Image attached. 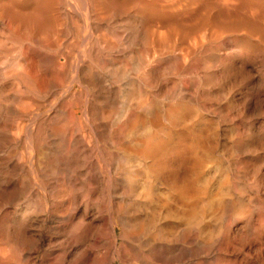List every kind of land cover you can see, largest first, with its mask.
I'll use <instances>...</instances> for the list:
<instances>
[{"label": "bare ground", "instance_id": "obj_1", "mask_svg": "<svg viewBox=\"0 0 264 264\" xmlns=\"http://www.w3.org/2000/svg\"><path fill=\"white\" fill-rule=\"evenodd\" d=\"M229 2L0 0V264H264L260 188L222 216L221 124L264 105Z\"/></svg>", "mask_w": 264, "mask_h": 264}, {"label": "rangeland", "instance_id": "obj_2", "mask_svg": "<svg viewBox=\"0 0 264 264\" xmlns=\"http://www.w3.org/2000/svg\"><path fill=\"white\" fill-rule=\"evenodd\" d=\"M232 1H234V0H232ZM239 1V2H238ZM245 4V5H243V3ZM231 3V6L229 5ZM233 2H229V7H228V5L227 4H225V5H223V8L224 9H222V20H223V25H222V29H223V33L226 35V33L228 34V33H233V36H228V35H226V37H225V39L226 38H230V40H232L231 38H236L237 39V37L236 36H238V40H240L242 37H243V34H244V32H245V29L247 28L246 26H247V21L249 20L250 22V24L252 25L251 27H250V24H249V29H250V31L252 30L251 28H253V32H252V35L254 36V37H252L253 39H252V43H253V51H254V54H253V59H255L254 61H255V63H257L256 64V69H258L259 68V71L261 72V70H262V73H260L261 75H262V80L264 79V0H236V3L234 2L233 4H235V8L236 9H233L234 7V5L232 4ZM238 6H237V5ZM248 4V5H247ZM227 5V6H226ZM233 5V6H232ZM224 6H226V7H228V9L227 8H225ZM245 6V7H244ZM249 6V7H248ZM255 6H256V8H255ZM231 7V8H230ZM243 7H244V9H243ZM251 7V8H250ZM232 9V10H230V9ZM238 8V9H237ZM246 8V9H245ZM249 9V14L251 15V16H248L247 15V10ZM228 10V11H227ZM235 10L237 11L236 13H234L235 12ZM242 12H241V11ZM252 10V11H251ZM254 10V11H253ZM227 11V12H226ZM250 11H251V13H250ZM240 12V13H239ZM244 12H246V15H245V13ZM229 15V17H228V15ZM243 13V15H242V17H241V15L240 14H242ZM254 13V14H253ZM226 14V16H224ZM232 14H233V16H232ZM239 15V16H237V15ZM263 14V15H262ZM246 18H245V17ZM240 17V18H239ZM243 17H244V19H243ZM251 17V18H250ZM246 19H248V20H246ZM253 19V20H252ZM256 19V20H255ZM244 22H243V21ZM253 21H254V23H253ZM228 23H231V24H234V26L235 27H233L232 28V26L230 25V24H228ZM242 23H245L246 25H244V24H242ZM228 24V25H227ZM224 25H226V26H224ZM242 25H244V26H242ZM229 26H230V28H229ZM236 26H237V28H236ZM244 27V28H243ZM238 28H239V30L241 31V32H239L238 31ZM243 28V29H242ZM244 31V32H243ZM240 33H241V35H240ZM224 35V36H225ZM235 35V36H234ZM254 39H255V42H254ZM227 41H229V39H227ZM239 42L240 41H237L236 43L234 42L233 44H232V41H231V43H229V45L228 46H230L232 49H238L236 46H238V44H239ZM233 45V46H232ZM255 57V58H254ZM257 58V59H256ZM258 61H260V62H258ZM262 62V63H261ZM263 66V68H261ZM261 68V69H260ZM239 71V72H238ZM241 71L240 70H237V72H236V75L235 76H231V75H229V76H225L224 77V84H223V89H224V94H226L227 92H228V89H229V91H235L233 94H234V98L239 102V100H240V98L242 99V93L244 92V88H242L243 87V84H241L243 81V74L241 73ZM237 74H239V78H238V75ZM243 77H242V76ZM255 75V74H254ZM229 77H231V78H229ZM235 77H237V79L235 78ZM229 78V79H228ZM233 78H235V79H233ZM227 79V80H226ZM236 80V81H235ZM252 82L250 83L251 85V87H252V90H253V95L255 94V92H256V94L254 95V97H255V99L260 95V94H264V81H262V83L260 84V82L258 81V79H256V77L255 78H253V80H251ZM256 81V82H255ZM228 84H230V85H228ZM234 86H233V85ZM260 84V85H259ZM227 85H228V89H227ZM242 85V87H240ZM257 85V86H256ZM232 86H233V88H232ZM238 86V87H237ZM256 87V88H254V87ZM226 87V88H225ZM230 87L232 88V90H230ZM258 87V88H257ZM240 88V89H239ZM256 89V90H255ZM237 90H239V91H237ZM243 90V91H242ZM257 90L259 91H262V92H257ZM237 91V92H236ZM240 92V93H239ZM258 93V94H257ZM257 96V97H256ZM226 101H225V100ZM224 100V101H223ZM223 101V102H222ZM228 101V102H227ZM241 101V100H240ZM222 103H224V104H222ZM229 106H227V105ZM230 104H231V106H230ZM221 111H222V114H225L227 111H232L231 109H233L234 108V111H232V113L234 114V112L236 111V110H238L237 112H236V114L238 113V112H240V110H241V106L240 105H236L235 106V104L233 103H230L229 102V100L228 99H226V98H222V100H221ZM233 105H234V107H233ZM225 106V107H224ZM237 106H239L237 109H236V107ZM230 108V109H229ZM240 108V109H239ZM255 108V109H254ZM260 107L257 105V104H254L253 105V107H252V111H251V115H249V120L248 121H245L244 123H243V121H241L240 120V117H239V115L236 117L237 119L235 120L236 122H235V127L237 128L236 130L238 131V132H242V134H241V137L243 138V139H241V137H237V138H232L231 136H232V134L230 133V125L228 124V123H226V122H222V124H221V127H222V135H225V136H221L222 138H223V140L221 139V141H222V146H223V149L226 147V149L227 148H230V147H237L238 148V150H239V152H240V155H239V157L238 158H227L225 155H224V157H226V159L223 157V174H222V185H223V187H224V189L222 188V191L224 192L225 191V189H226V186H228L227 187V189H226V191L225 192H230V193H228L229 194V196H227L228 194L227 193H225V194H227V195H224V197H225V199L223 198V196H222V204L224 205L223 207L225 208L226 207V211L224 210V213L222 214V216L224 215L225 216V218H227V216H229L228 218L230 219V217H231V213L233 214V212L235 211V209L237 210L238 208H239V206H238V204L240 205L242 202H247L248 201V193L247 192H244V190H243V186H245L246 184V187H247V189L248 188H251L250 189V195L252 196L253 194H254V191L256 190V188L255 187H258L257 188V190L259 189V191H258V193H259V195L263 198V206H264V128H261V126H263L264 127V113H262V112H264V105H263V107L261 108V109H259ZM224 109V110H223ZM229 109V110H228ZM257 110V111H256ZM255 113V114H254ZM253 116H255V117H253ZM239 118V119H238ZM255 119H256V121H255ZM252 121V122H251ZM255 121V122H254ZM259 121V122H258ZM248 122V123H247ZM261 122V123H260ZM241 123V124H240ZM261 124L260 126H257V125H259V124ZM223 124H225V125H223ZM240 126H239V125ZM245 124H247L246 126H245ZM238 125V126H237ZM249 125V126H248ZM252 125V126H251ZM226 126V127H225ZM257 126V127H256ZM224 127V128H223ZM244 127V128H243ZM253 127H254V129H253ZM260 128V129H259ZM228 131H227V130ZM240 129V130H239ZM245 129V130H244ZM262 129V130H261ZM225 130V131H224ZM246 131V132H245ZM248 131H250L249 133L251 134V138H250V141L248 142L244 137L246 136V134L245 133H247ZM252 131V132H251ZM256 131V132H255ZM226 132H228L229 133V135H227L228 133H226ZM245 134V135H244ZM258 135V136H256V135ZM231 135V136H230ZM261 135V136H260ZM255 136V137H254ZM231 137V138H230ZM229 140H228V139ZM262 138V139H261ZM234 139V140H233ZM239 139H240V141H239ZM226 140H228V141H226ZM238 140V141H237ZM244 140V141H243ZM260 140V141H259ZM263 140V141H262ZM226 143H225V142ZM236 141V142H235ZM252 141V142H251ZM254 141V142H253ZM257 141V142H256ZM259 141V142H258ZM225 144H224V143ZM240 143V144H239ZM257 143V144H256ZM233 144V145H232ZM236 144H238V145H236ZM259 144V145H258ZM225 145V146H224ZM247 145H250V146H247ZM228 146V147H227ZM249 147V151H247V148ZM236 148V149H237ZM225 150V149H224ZM244 151V152H243ZM249 153V157L250 158H248V156H245V155H247L248 153ZM250 152H251V154H250ZM252 153L255 155H252ZM258 153V154H257ZM242 156V158H243V161H242V158H240ZM245 158H244V157ZM252 157V158H251ZM233 159V160H232ZM262 159V160H261ZM231 160V161H230ZM260 160V161H259ZM255 161V162H254ZM258 161V162H257ZM263 161V162H262ZM236 162H237V165H236ZM239 162V163H238ZM241 162V163H240ZM261 162H262V165H261ZM247 163V164H246ZM229 167H228V166ZM232 167V168H231ZM261 167V168H260ZM230 168V169H229ZM258 174H257V173ZM261 176V177H260ZM253 178V179H252ZM259 181H258V180ZM261 179V180H260ZM263 179V180H262ZM245 183V184H244ZM257 185H256V184ZM261 183H262V185H261ZM253 186V187H252ZM255 188V189H254ZM239 189H241L240 191H238ZM252 189L254 190V191H252ZM243 190V191H242ZM249 190V189H248ZM252 192V193H251ZM242 193V194H241ZM243 193H244V195H243ZM246 194V195H245ZM222 195H223V193H222ZM263 195V196H262ZM238 196V197H237ZM246 196V197H245ZM237 197V198H236ZM240 197V198H239ZM245 198V199H244ZM247 198V199H246ZM236 199H244L243 201H240L239 202V200L237 201ZM236 200V201H235ZM224 202V203H223ZM236 204H235V203ZM238 202V203H237ZM235 207V208H234ZM228 210H232V212L230 213V212H228ZM254 210H256V208L254 207ZM225 213H227L226 215H225ZM230 214V215H229ZM234 216V215H233ZM228 218H227V220H228ZM226 219H224L223 220V217H222V221H223V223H225L226 221H227ZM235 224V225H234ZM233 224V229L235 230V231H237V228L236 227H238L239 226V222L237 221V222H235ZM115 264H120L119 262H116Z\"/></svg>", "mask_w": 264, "mask_h": 264}]
</instances>
